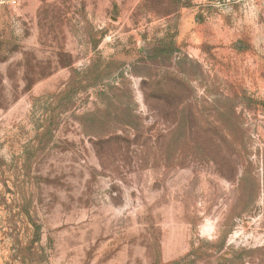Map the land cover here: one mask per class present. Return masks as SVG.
Returning a JSON list of instances; mask_svg holds the SVG:
<instances>
[{"label": "rangeland", "instance_id": "obj_1", "mask_svg": "<svg viewBox=\"0 0 264 264\" xmlns=\"http://www.w3.org/2000/svg\"><path fill=\"white\" fill-rule=\"evenodd\" d=\"M0 264H264V0H0Z\"/></svg>", "mask_w": 264, "mask_h": 264}]
</instances>
